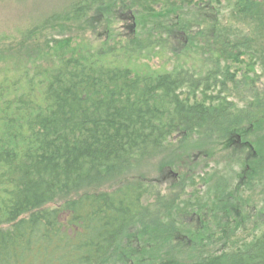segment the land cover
<instances>
[{
	"label": "trees",
	"instance_id": "16d2710c",
	"mask_svg": "<svg viewBox=\"0 0 264 264\" xmlns=\"http://www.w3.org/2000/svg\"><path fill=\"white\" fill-rule=\"evenodd\" d=\"M109 10L163 19L164 36L156 28L104 50L68 36L34 39L0 69V264H107L124 240L157 230L166 212L139 179L93 190L155 159L176 169L186 135L219 141L264 119V85L248 109L208 94L247 81L254 66L264 79V0H73L20 35L89 27ZM180 33L190 47L175 53ZM239 66L248 69L237 76ZM253 229L221 252L155 264H264V221Z\"/></svg>",
	"mask_w": 264,
	"mask_h": 264
},
{
	"label": "rangeland",
	"instance_id": "374dc122",
	"mask_svg": "<svg viewBox=\"0 0 264 264\" xmlns=\"http://www.w3.org/2000/svg\"><path fill=\"white\" fill-rule=\"evenodd\" d=\"M72 1L0 0V69L14 65L22 55L25 56L24 49L31 46L34 39L41 41L68 36L73 40L72 45L81 44L104 50L120 41L134 37L146 38L156 28L159 29L154 33L164 36V27L160 25L165 24L163 19L109 10L89 27L85 23L74 22L71 28L50 26L41 29L34 37H21L20 33L26 27L39 23L53 12L62 11ZM186 16L190 21L191 15ZM227 16H221L225 25ZM212 18L210 15L208 19ZM153 24L156 27L153 28ZM238 27L241 32L248 28L245 24ZM14 35L15 38H10ZM179 36L177 46H171L175 53L182 51V46L188 42L187 33H180ZM187 46L190 47L189 44ZM162 63L163 60L157 57L150 61L152 67ZM167 67L170 68L171 64ZM236 69L237 66L233 65L230 71ZM239 69L237 76L248 67L239 66ZM254 69L255 74L249 72L250 75H247L252 80L247 78V81H239V77H236V81L228 80L224 87L220 86L221 92H217L219 88H214L208 94L227 98L231 108H247L253 103L256 105L253 98L257 96L256 91L260 92L264 79L259 77L260 68L254 66ZM186 136L177 149L181 150V157L177 158L176 169L155 159L93 190L110 191L123 183L139 179L150 185V204H155V195L159 200L163 199L160 203L164 205L162 211L166 212V218L161 217L157 230L148 229L145 238L141 236L142 233L136 234L132 244L124 240L107 264H155L164 259L188 261L199 253H218L250 238L252 234L246 232H252L255 224L259 226L264 221V119L245 121L240 131L229 133L227 138L219 141H204V138L193 134ZM237 136L241 137L239 141ZM179 141L177 136V144ZM254 169L257 172L251 174ZM183 177L185 181L181 182ZM58 202L62 200L57 199L48 206ZM161 207L158 211H161Z\"/></svg>",
	"mask_w": 264,
	"mask_h": 264
},
{
	"label": "flooded vegetation",
	"instance_id": "af4514ba",
	"mask_svg": "<svg viewBox=\"0 0 264 264\" xmlns=\"http://www.w3.org/2000/svg\"><path fill=\"white\" fill-rule=\"evenodd\" d=\"M236 138H237V141H239V140L241 139V137H240V136H237ZM245 144L247 145V143H246V142H245Z\"/></svg>",
	"mask_w": 264,
	"mask_h": 264
},
{
	"label": "water",
	"instance_id": "95a60500",
	"mask_svg": "<svg viewBox=\"0 0 264 264\" xmlns=\"http://www.w3.org/2000/svg\"><path fill=\"white\" fill-rule=\"evenodd\" d=\"M174 176H176V173H173Z\"/></svg>",
	"mask_w": 264,
	"mask_h": 264
}]
</instances>
